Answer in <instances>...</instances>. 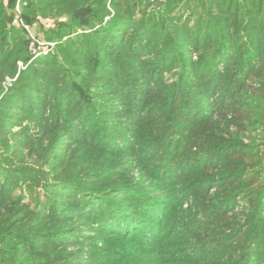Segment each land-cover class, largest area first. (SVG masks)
I'll use <instances>...</instances> for the list:
<instances>
[{"label": "trees", "instance_id": "trees-1", "mask_svg": "<svg viewBox=\"0 0 264 264\" xmlns=\"http://www.w3.org/2000/svg\"><path fill=\"white\" fill-rule=\"evenodd\" d=\"M15 1L0 0V264H143L149 242L152 264H264V151L245 137L264 141V0H24L25 22L57 20L33 61Z\"/></svg>", "mask_w": 264, "mask_h": 264}, {"label": "rangeland", "instance_id": "rangeland-1", "mask_svg": "<svg viewBox=\"0 0 264 264\" xmlns=\"http://www.w3.org/2000/svg\"><path fill=\"white\" fill-rule=\"evenodd\" d=\"M15 4H16V1H15ZM42 20V22L43 23H40L39 25L38 24H36V26H33L32 28H29V29H27V30H25L26 31V35L27 36H29L30 38H32V36L34 37V38H36L38 41H43L44 42V45H46V43H48V42H51V41H48L47 39H46V36H45V30L46 29H48V28H52L53 26H55L56 24H57V20H56V18H52V17H47V18H41ZM59 21V20H58ZM19 63H23L22 61H20ZM24 64V63H23ZM26 65V64H25ZM5 83V82H4ZM13 84V83H12ZM5 86V85H4ZM24 123H26V122H24ZM44 127H48L49 129L46 131V134H47V132L48 133H50V130H51V120H49L48 121V123H45V126ZM15 129H19V127H16ZM38 129V128H37ZM48 135V134H47ZM55 135H56V132H55V129L53 128L52 129V131H51V133H50V135L47 137L48 139H53L54 137H55ZM262 136H263V133H262V131H260V130H254V132H252L251 134L250 133H247L246 135H245V137H246V140L248 141L249 139H251L252 138V140H257V141H260V143H259V145H261V150H263L264 151V141L262 142L261 141V139H262ZM259 137V138H258ZM65 138H68V136H66ZM64 142V141H63ZM262 155H264V154H262ZM260 158H262L261 156H260ZM263 162H264V158H263ZM264 165V164H263ZM87 169L85 170V171H92V170H88V167H86ZM139 171H142L143 173H146L145 172V170L143 169V170H133V171H130L129 173H134L135 174V177H136V181H138V180H140V176H139ZM85 175H86V173L84 174V177H85ZM144 178H146V177H144ZM143 178V179H144ZM150 177H147V179H149ZM147 181H150V180H147ZM107 182H102V184L103 185H105ZM28 185V182H25L24 180H21L20 182H18V187H17V189L18 190H16V195L18 194V192H20L21 191V189H26L25 187ZM146 187L148 188V189H152V185L151 184H149V185H146ZM43 186L42 187H38L37 188V191L39 192H41V193H43ZM28 192H29V190H28ZM29 195H30V192H29ZM31 197V196H30ZM38 197H39V199H40V197H41V195L39 196L38 195ZM43 199H44V197H43ZM42 200V199H41ZM25 202H29V198H25L24 199V203ZM91 229L89 230V228H85L84 229V234H91ZM167 231V230H166ZM149 234V235H148ZM151 235H153V234H150V232L148 231V230H146L145 232L143 231L142 232V236H140L139 235V239L138 240H147V237H152ZM172 237V236H171ZM170 241H173L174 242V240L173 239H170ZM70 245H68L67 246V250H73V249H75L76 247H77V244H76V242H73L72 240L70 241ZM149 243H151V245H149L148 246V249H149V251H150V260H148L146 263H143V264H152V262H153V259H155L156 257H157V254H152V252L154 251V243H152V242H149ZM84 244V243H83ZM180 248V247H179ZM178 248V249H179ZM163 252H166L167 251V254L169 255V256H165V255H162V257H168L169 259H174L173 258V256H171L173 253H172V251H174V247H173V244H170V245H168V246H165L164 248H160ZM181 249H183V247L181 248ZM186 253V251H184V252H182L181 254H185ZM75 264V263H74ZM78 264H92V261H91V255L90 254H88V250H85V254L83 255V258H82V260H80V262H78Z\"/></svg>", "mask_w": 264, "mask_h": 264}, {"label": "built area", "instance_id": "built-area-1", "mask_svg": "<svg viewBox=\"0 0 264 264\" xmlns=\"http://www.w3.org/2000/svg\"><path fill=\"white\" fill-rule=\"evenodd\" d=\"M25 3L26 2H24V0H16V4H15V7H14L16 16L14 18L13 24L17 25V26H20V27L24 28L25 30H27L29 28H32L33 26H36L37 23L29 24V23L25 22L24 17H23V5ZM31 40H32V42H31V50H32V53H33V58H32L31 61H33L34 59H36V58H38V57H40L42 55L49 54L53 50V48H54V46L56 44L55 42H48V43H46V45H44L43 41H38L33 36L31 38ZM19 65H20V68H22V69H25L26 66H27V65H25L23 63H19ZM14 79L13 78H9V77L6 79V81L4 83L6 89H8L12 85Z\"/></svg>", "mask_w": 264, "mask_h": 264}]
</instances>
